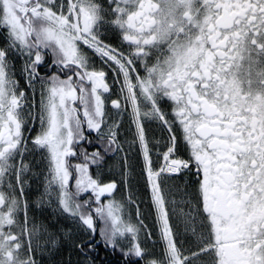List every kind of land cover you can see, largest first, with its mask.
I'll return each mask as SVG.
<instances>
[{
    "label": "snow or ice",
    "instance_id": "1",
    "mask_svg": "<svg viewBox=\"0 0 264 264\" xmlns=\"http://www.w3.org/2000/svg\"><path fill=\"white\" fill-rule=\"evenodd\" d=\"M0 264H264V0H0Z\"/></svg>",
    "mask_w": 264,
    "mask_h": 264
}]
</instances>
